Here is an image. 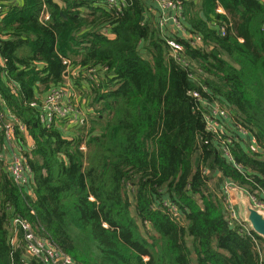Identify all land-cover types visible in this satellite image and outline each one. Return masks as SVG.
I'll return each instance as SVG.
<instances>
[{
  "label": "trees",
  "instance_id": "trees-1",
  "mask_svg": "<svg viewBox=\"0 0 264 264\" xmlns=\"http://www.w3.org/2000/svg\"><path fill=\"white\" fill-rule=\"evenodd\" d=\"M148 2L123 0L117 12L97 0H23L0 24L12 32L0 49L10 76L0 73V93L34 145L16 133L32 171L27 187L0 161V264H43L12 243L13 217L77 264H264V239L229 224L211 183L221 174L264 201V0H183L189 34L202 39L172 37L186 67L145 19ZM62 58L82 68L76 86L89 99L90 126L69 135L32 106L38 82L45 90L65 82ZM35 61L44 73L27 70ZM92 67L97 82L84 75ZM195 92L227 107L256 147L237 132L229 163Z\"/></svg>",
  "mask_w": 264,
  "mask_h": 264
},
{
  "label": "built area",
  "instance_id": "built-area-1",
  "mask_svg": "<svg viewBox=\"0 0 264 264\" xmlns=\"http://www.w3.org/2000/svg\"><path fill=\"white\" fill-rule=\"evenodd\" d=\"M106 3L107 7L111 10L120 12V6L124 5L123 0H97ZM156 3L160 11V22H159V35L165 38L166 43L170 49V53L175 61L185 67L188 64L181 60V52L183 47L172 37H165L167 28L172 26L174 31L181 32L182 38H186L191 41L192 45L201 43L202 39L198 36L194 37L189 34L185 24L183 23L184 15V3L183 0H151ZM23 0H0V24H2L8 15L13 12L16 7H20ZM40 22L45 25L50 21V15L46 5L39 15ZM167 25V26H166ZM157 26V25H156ZM186 32L188 34H186ZM222 35H225V29L220 28ZM10 34L12 32H0V49L3 47L4 42L10 40ZM63 64L67 68L68 81L64 82L60 86H56L45 90L42 85L38 82L37 87L42 89L43 92L47 91L46 96H39L37 100L32 103L33 107L39 108V114L41 122L47 124V127L60 126L62 129L67 131L70 127L87 125L90 118V111L87 109L86 104L88 98L84 96V90H80L76 86V81L81 75V67H78L75 71L71 70L72 62L69 59L62 58ZM8 58L0 52V73L6 79H9V72L7 70ZM31 68L38 72L44 73L48 68L44 62L35 61L31 64ZM77 72V77L74 80V73ZM97 70L89 68L84 75L93 82L96 81ZM191 79L195 80V76L189 74ZM9 87L14 93L18 88L11 82L8 81ZM43 95V94H40ZM192 96L196 100L199 108L203 111V119L206 124L207 130L213 134L217 141L220 143L219 151L223 157L227 159L229 163H235V159L232 152V145L234 138L238 136V133L242 134V137L247 138L248 132L241 126L235 124H229L232 120L230 112L225 109H217L211 103V101L203 100L198 93H193ZM210 101V102H209ZM85 108V109H84ZM237 132H230L232 127ZM23 132L24 137L29 139V131L22 121L6 107L5 102L0 93V139L5 141L4 150L5 154L0 153V161H2L6 171L13 178L14 182L20 187H27L30 184V173H32L28 163L25 151L22 148L21 143L17 139V132ZM32 139V138H31ZM72 141V137H71ZM255 144V141H253ZM29 150L34 145L28 142ZM82 151H86V146L82 145L80 148ZM240 168V167H238ZM208 175L209 172H206ZM245 194L244 191L233 182L225 181L223 186L222 198L226 211L230 212L229 224L231 226L241 227L240 232L243 234L251 235L253 232L252 227L248 224L241 214L239 213V207L235 200V194ZM250 201L254 208L259 212L264 210V201H260L254 196H251ZM175 218L177 213L174 211ZM10 230L15 235L12 240L13 244L21 242L24 246L26 256L35 257L43 262V264H77L71 256L60 251L48 237L39 235L32 224L21 217H13L10 221Z\"/></svg>",
  "mask_w": 264,
  "mask_h": 264
},
{
  "label": "crops",
  "instance_id": "crops-1",
  "mask_svg": "<svg viewBox=\"0 0 264 264\" xmlns=\"http://www.w3.org/2000/svg\"><path fill=\"white\" fill-rule=\"evenodd\" d=\"M54 2L55 3H57L58 5H60V6H62V4H63V0H54ZM146 6H148V11H146V13H147V15H145V19L146 20H148L149 21V19L150 20H155V25H157V27H159L160 25H159V22H160V11H159V8H158V6H157V4L156 3H154V2H152V1H149L148 2V4H146ZM218 13H221V14H225V12H224V10H223V8L221 9V8H219L218 9ZM183 23L185 24V26H186V28H187V30L189 31V32H191V30H190V27H189V22L187 21V23L185 22L186 21V16H185V8H184V15H183ZM167 26V25H166ZM220 28H222V27H220ZM177 33H179V32H176V31H174V29H173V27L172 26H169L168 28H167V32H166V34H165V37H173V36H176L177 35ZM180 37V36H179ZM65 59H67V58H65ZM70 60V59H69ZM71 61V60H70ZM72 62V61H71ZM71 70H73V71H75L73 68H71ZM67 73V76L65 75ZM77 72H75L74 73V75H73V78L71 79V80H74L76 77H77ZM68 77V72H67V69H66V71H65V73H64V76H63V82L65 81H68V80H70V79H68L67 78ZM39 94H38V96L37 97H39V96H46V92L47 91H45V92H43L42 91V89H41V91H40V89H39ZM40 94H43V95H40ZM85 109V108H84ZM229 124H232L233 125V123H232V120L229 122ZM87 126H90V120H89V122H88V124H87ZM76 127H80V126H74V127H70L67 131H65L64 129V131H65V135H69L70 133H73L74 132V130H75V128ZM230 132H237L235 129H234V126L232 127V130L230 131ZM248 138V137H247ZM247 138H244V139H246L248 142H252V145H253V147H256V143L255 144H253V141H255V140H252V139H247ZM27 142H29V143H33V141H32V139H31V137L28 139L27 138ZM4 144H5V141L1 138L0 139V153H3V154H5L6 155V153H5V150H4ZM251 147V146H250ZM214 178V180H216V185L218 184V191L220 192V194L221 193H223V186H224V183H225V181H224V179L223 178H221L220 177V175H216V176H214L213 177ZM213 183V186H214V181L212 182ZM214 189V188H213ZM238 196H239V198L237 197V199H238V203H239V199H240V201H241V199H242V197H247L249 200H250V198H251V196H249V195H246V194H238ZM237 203V204H238Z\"/></svg>",
  "mask_w": 264,
  "mask_h": 264
},
{
  "label": "water",
  "instance_id": "water-1",
  "mask_svg": "<svg viewBox=\"0 0 264 264\" xmlns=\"http://www.w3.org/2000/svg\"><path fill=\"white\" fill-rule=\"evenodd\" d=\"M201 17L207 21L203 12H201ZM67 76V73L65 74ZM259 152H262L261 149L258 148ZM242 217L243 219L251 225L252 230L261 238L264 239V214L256 210L252 204V202L247 197H242Z\"/></svg>",
  "mask_w": 264,
  "mask_h": 264
},
{
  "label": "rangeland",
  "instance_id": "rangeland-1",
  "mask_svg": "<svg viewBox=\"0 0 264 264\" xmlns=\"http://www.w3.org/2000/svg\"><path fill=\"white\" fill-rule=\"evenodd\" d=\"M150 1V0H149ZM146 11H148V6H146ZM165 39V38H164ZM210 102V101H209ZM211 103H215L213 106L215 107V108H217V109H225V110H227L228 112H230L231 113V111L227 108V107H225V106H223V105H221L220 103H218L217 101H211ZM32 141H33V139H32ZM207 172H209V174H208V176L211 174V172L210 171H207ZM218 175H220V177L222 178V175L221 174H218ZM214 181V183L216 182V180H212L211 181V183ZM213 188L217 191V188H216V183H215V185L213 186ZM223 194V193H222ZM238 194H239V192H237L236 194H235V200L237 201V203H238V199H237V197L239 198V196H238ZM224 203V202H223ZM238 205V207H239V213L241 214V217H242V212H243V208H242V204H241V201H240V199H239V203L237 204ZM262 212H263V214H264V210H262ZM227 214H228V218L230 217V212L227 210ZM240 230H241V227H240Z\"/></svg>",
  "mask_w": 264,
  "mask_h": 264
}]
</instances>
